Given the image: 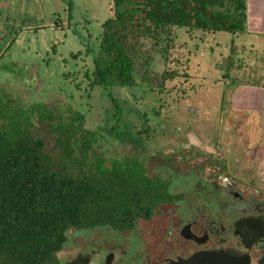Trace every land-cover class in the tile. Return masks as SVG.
<instances>
[{
  "label": "rangeland",
  "instance_id": "374dc122",
  "mask_svg": "<svg viewBox=\"0 0 264 264\" xmlns=\"http://www.w3.org/2000/svg\"><path fill=\"white\" fill-rule=\"evenodd\" d=\"M112 16V0H0V114L4 104L70 107L85 116V128L100 132L97 155L137 158L149 176L169 179L170 192L187 199L194 190L187 172L205 156L200 148L220 143L234 157L264 156L256 148L264 139V84L252 63L264 54H241L239 38L228 33L174 29L167 52L146 43L151 82L140 84L137 67L135 87L103 89L88 77L101 25ZM245 40L249 50L254 36ZM162 72L174 77L157 87ZM110 95L120 112V138L106 133L116 122ZM35 133L56 156L47 127ZM163 220L154 214L132 231L69 228L56 258L65 264L90 249L101 259L110 249L129 253L133 240L161 229Z\"/></svg>",
  "mask_w": 264,
  "mask_h": 264
},
{
  "label": "trees",
  "instance_id": "16d2710c",
  "mask_svg": "<svg viewBox=\"0 0 264 264\" xmlns=\"http://www.w3.org/2000/svg\"><path fill=\"white\" fill-rule=\"evenodd\" d=\"M112 7L88 77L103 89L135 87L137 67L143 71L140 84L151 82L146 43L165 53L174 29L232 36L245 31L246 0H112ZM159 77L157 87L174 76L162 72ZM110 99L116 122L106 133L118 137L120 112ZM3 108L0 264H60L56 253L69 228L131 230L180 198L170 192L169 180L149 176L139 159L97 155L100 132L85 128L80 112L70 107L56 112L45 103ZM42 125L56 156L35 133Z\"/></svg>",
  "mask_w": 264,
  "mask_h": 264
},
{
  "label": "flooded vegetation",
  "instance_id": "af4514ba",
  "mask_svg": "<svg viewBox=\"0 0 264 264\" xmlns=\"http://www.w3.org/2000/svg\"><path fill=\"white\" fill-rule=\"evenodd\" d=\"M199 150L205 156L187 172L193 194L172 193L180 198L157 209L161 229L133 240L129 253L110 249L101 259L90 249L75 257L88 255V264H264V156L234 157L220 143Z\"/></svg>",
  "mask_w": 264,
  "mask_h": 264
},
{
  "label": "crops",
  "instance_id": "0c3cea01",
  "mask_svg": "<svg viewBox=\"0 0 264 264\" xmlns=\"http://www.w3.org/2000/svg\"><path fill=\"white\" fill-rule=\"evenodd\" d=\"M250 35L254 36V44H248L250 49L247 50L245 47L247 45L245 38ZM233 37H236L235 39L239 38L241 54L245 52L252 53V51L256 54H264V0H246L245 31ZM252 63L253 68L256 70L255 76L263 80L264 84V58L255 57Z\"/></svg>",
  "mask_w": 264,
  "mask_h": 264
},
{
  "label": "water",
  "instance_id": "95a60500",
  "mask_svg": "<svg viewBox=\"0 0 264 264\" xmlns=\"http://www.w3.org/2000/svg\"><path fill=\"white\" fill-rule=\"evenodd\" d=\"M109 257H111V256H109ZM109 259L110 258H107L106 264L109 263ZM65 264H88V255H86V254H78L75 257V259H73L72 261L67 262ZM170 264H175V263H170Z\"/></svg>",
  "mask_w": 264,
  "mask_h": 264
}]
</instances>
